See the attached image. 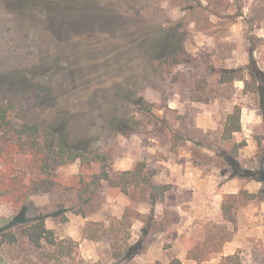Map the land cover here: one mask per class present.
<instances>
[{"label":"rangeland","instance_id":"374dc122","mask_svg":"<svg viewBox=\"0 0 264 264\" xmlns=\"http://www.w3.org/2000/svg\"><path fill=\"white\" fill-rule=\"evenodd\" d=\"M252 35L264 71V0H0V105L81 150H111V173L144 162L169 184L162 201L105 184L82 201V175L102 166L67 165L57 179L71 189L0 199V229L25 206L57 245L33 248L19 222L16 242L0 233V264H264L262 183L232 176L222 155L241 143L236 160L254 170L262 118L243 81L218 83L249 62ZM235 105L241 128L223 141Z\"/></svg>","mask_w":264,"mask_h":264},{"label":"trees","instance_id":"16d2710c","mask_svg":"<svg viewBox=\"0 0 264 264\" xmlns=\"http://www.w3.org/2000/svg\"><path fill=\"white\" fill-rule=\"evenodd\" d=\"M254 17L253 19H255ZM260 20V17H259ZM254 26V25H252ZM253 47L249 48V62L239 68H222L218 71V83L226 84L235 80L244 83V90L253 93L256 97L257 107L261 115L264 129V71L257 66L253 59L255 37H249ZM141 110H149L144 98L136 101ZM240 107L235 105L227 115L224 122L221 140H231L233 133L240 131ZM258 140L259 162L254 170H243L236 158L241 143L234 141L229 151H223L225 161L235 167L232 176L247 177L260 181L262 187L259 191L264 198V143ZM264 142V141H263ZM21 158L26 170L16 167V161ZM112 159L111 150L102 151L96 148L81 150L67 143L62 136L53 129L42 131L35 122H16L4 104L0 105V199L14 205L24 204L31 196L38 193H49L57 187L71 189L69 184L61 183L57 177L61 168L79 161L81 165L97 163L102 166L99 172L91 173L89 179L82 175L76 195L82 201L96 195L102 185L119 189L131 196V191L138 188L147 192L153 201H162L169 184H156L153 182L154 170L148 169L144 162H138L133 168L118 173L109 171V161ZM28 172L34 174L28 177ZM257 194H251L250 196ZM234 197V194L230 195ZM232 205V204H231ZM20 213L12 217L0 233L10 243L16 242L14 233H8L12 226L24 222L19 233L27 242L36 249L47 246L55 247L56 239L51 235L52 231L45 227L44 218L26 219L25 206ZM230 206L223 208V212L229 213ZM56 214L54 213V216ZM228 216V215H227ZM230 216V215H229ZM190 242V240H188ZM62 249V248H59ZM63 252V251H62ZM136 252V251H135ZM229 257V256H228ZM193 259L199 260L198 255L193 254ZM155 264H160L159 262ZM168 264H181L179 258H172Z\"/></svg>","mask_w":264,"mask_h":264}]
</instances>
